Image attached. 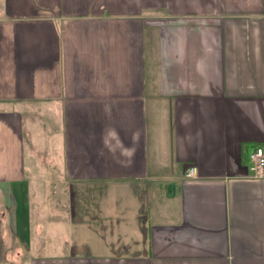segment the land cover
Instances as JSON below:
<instances>
[{
    "label": "crops",
    "instance_id": "crops-1",
    "mask_svg": "<svg viewBox=\"0 0 264 264\" xmlns=\"http://www.w3.org/2000/svg\"><path fill=\"white\" fill-rule=\"evenodd\" d=\"M256 146L264 0H0V264H264Z\"/></svg>",
    "mask_w": 264,
    "mask_h": 264
},
{
    "label": "built area",
    "instance_id": "built-area-1",
    "mask_svg": "<svg viewBox=\"0 0 264 264\" xmlns=\"http://www.w3.org/2000/svg\"><path fill=\"white\" fill-rule=\"evenodd\" d=\"M249 165L254 177L264 176V147L256 146L249 154ZM195 167H190L186 172V176H194Z\"/></svg>",
    "mask_w": 264,
    "mask_h": 264
},
{
    "label": "rangeland",
    "instance_id": "rangeland-1",
    "mask_svg": "<svg viewBox=\"0 0 264 264\" xmlns=\"http://www.w3.org/2000/svg\"><path fill=\"white\" fill-rule=\"evenodd\" d=\"M43 119V118H42ZM45 120V119H44ZM52 121V120H51ZM45 122H46V120H45ZM47 123V122H46ZM46 123L44 124V126H46ZM52 123V122H51ZM48 125H49V122H48ZM52 125H53V131L55 130V135H56V137L58 136V134L60 133L58 130H59V127L57 126L58 124H55V123H52ZM41 126V125H40ZM28 142H30V141H28ZM37 143H36V147H42V145L44 144V141H41L40 139H38L37 141H36ZM44 147V146H43ZM16 252H14V251H11L9 254H11V256H16V254H15ZM23 254V257L24 256H27V252H23L22 253Z\"/></svg>",
    "mask_w": 264,
    "mask_h": 264
}]
</instances>
